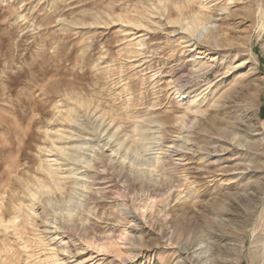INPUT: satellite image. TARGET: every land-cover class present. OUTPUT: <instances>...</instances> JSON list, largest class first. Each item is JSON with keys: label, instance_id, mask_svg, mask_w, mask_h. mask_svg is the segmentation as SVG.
Masks as SVG:
<instances>
[{"label": "rangeland", "instance_id": "1", "mask_svg": "<svg viewBox=\"0 0 264 264\" xmlns=\"http://www.w3.org/2000/svg\"><path fill=\"white\" fill-rule=\"evenodd\" d=\"M180 1L0 0V264H264V0ZM228 84L249 94L223 101L239 130L204 143ZM164 163L184 181L150 197ZM217 194L222 211L181 234Z\"/></svg>", "mask_w": 264, "mask_h": 264}, {"label": "bare ground", "instance_id": "2", "mask_svg": "<svg viewBox=\"0 0 264 264\" xmlns=\"http://www.w3.org/2000/svg\"><path fill=\"white\" fill-rule=\"evenodd\" d=\"M152 1L151 6L159 8L160 4L158 2V0H150ZM171 4L173 6V8H177V10L179 11V13H183V9H188V4L180 1V0H170ZM109 17L111 16L112 19L114 20L116 17L113 16L112 14H108ZM108 17V16H107ZM105 17L104 19H106V21L108 23H110V19L108 20V18ZM181 17L178 14V17L174 20L175 23H179L180 22ZM187 19V25H188V30L192 35H197L198 36V41L196 42L199 46H201V49H203L204 51L201 52L202 54L206 53L207 51H210L212 49L217 48L215 42L211 41V38H207L205 36V32L207 30L206 28V19L204 16V13L202 11L199 12H194L193 14H189L186 16ZM140 22V21H139ZM142 23V21H141ZM213 57V59L211 60V62H214L217 58L216 55H211ZM211 66H213V64H209V65H201L197 70L199 71L198 74H200V72H204L205 70L209 69ZM197 74V73H196ZM198 76V75H197ZM200 76V75H199ZM235 86V85H233ZM232 85L228 84L224 87V91L219 95V91L217 92V89H215L213 91V96L211 98V101L213 102V106H212V111L214 112V114H211L209 117L206 118L205 123H204V128H202L203 130V134H201V137L204 141V143L209 142V140L211 139L210 135L213 134H217L219 136L220 141H225L229 143V138L230 136L236 132L237 130H239V128L235 125L234 122H229L228 118H223L220 117V114L222 113H228L229 111H231L230 109H232V104L230 105H225V103L223 102L225 99H228L234 103L239 104V102H243L244 100L249 98V94L245 93L244 91L239 95H235L232 93ZM252 102H248V104H250ZM252 107V106H251ZM230 119V118H229ZM232 121V120H231ZM203 125V123H202ZM225 126V127H223ZM216 135V136H217ZM212 136V135H211ZM215 136V135H214ZM216 139V138H215ZM218 140V139H217ZM231 145V144H230ZM176 148V147H175ZM178 150V149H177ZM248 150V148L246 149ZM173 152V151H171ZM179 153V151H178ZM170 155V154H169ZM172 155V153H171ZM175 155V153H174ZM172 157V156H170ZM181 159V158H180ZM170 160V159H169ZM180 163V162H179ZM174 164V170H181L182 169V163H180L179 165H177V163H173ZM167 166L166 163L163 164V173H162V179L164 178V184L165 185V189L162 191H157V190H151L149 189V186H147L145 183H142V189H147L148 194L151 195L155 192H163V194H165L166 192H168L172 187L175 186H181L182 182L184 180H181L180 182L174 178H168L165 177L167 174L165 173V167ZM97 167V166H96ZM207 167V166H206ZM169 168V167H167ZM95 169V168H94ZM96 170V169H95ZM168 171V170H167ZM166 171V172H167ZM208 170H205L204 173H206ZM102 172V171H101ZM104 172V171H103ZM97 175V174H96ZM95 175V176H96ZM102 175V174H101ZM184 174H181V177ZM200 177H202V173L198 174ZM119 178L123 179L124 183L129 184L128 187L132 186V175L130 173H128L127 171H125L124 169H121L119 171ZM186 179V176H183V179ZM92 178V177H91ZM93 184H91L92 186H97L96 188L91 187L89 194L87 195L88 200H90L91 202L94 201H98L100 194H103L105 192V188H102L104 186H100V188H98V185H104L105 183L103 182L101 177H96L94 178ZM135 182V181H134ZM31 184V183H30ZM46 184V183H45ZM28 185V184H27ZM90 185V186H91ZM136 187V186H135ZM133 187V188H135ZM132 188V189H133ZM88 192V191H87ZM221 195L217 194L215 197H213L210 202L208 203V205L205 206L204 210H205V214L199 215L197 217H192V216H187L185 218V220L182 222L180 230H181V234L186 235L189 232H193L195 229H199L201 227V223L200 221H202L203 219H206L207 222H211L210 218L208 217L209 211L213 210V211H217V212H221V208L220 206V198ZM254 200V196L252 194H249L247 196V200H245V212H244V224L247 225L253 218L254 214H256L257 209L255 206H252L251 201ZM255 207V208H253ZM166 216V214H163V217ZM206 217V218H205ZM3 215L0 214V221L3 220ZM250 225V224H249ZM8 226H6L7 228ZM6 230V229H5ZM60 230L62 231V233L67 232L68 230L66 229L65 226H61ZM92 238V237H91ZM101 240H103L104 238H100ZM245 240V239H244ZM243 241V240H242ZM243 243L245 244V241H243ZM242 243V244H243ZM189 247V245L187 246V248ZM242 247V246H241ZM185 248V249H187ZM239 261V259H237Z\"/></svg>", "mask_w": 264, "mask_h": 264}]
</instances>
